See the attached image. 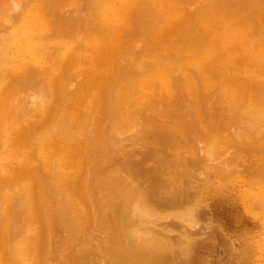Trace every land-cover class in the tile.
Instances as JSON below:
<instances>
[{"label":"bare ground","instance_id":"1","mask_svg":"<svg viewBox=\"0 0 264 264\" xmlns=\"http://www.w3.org/2000/svg\"><path fill=\"white\" fill-rule=\"evenodd\" d=\"M35 1H37V0H35ZM41 1H42V3L44 2V0H41ZM23 2L24 1L22 0V3ZM31 2H34V0L33 1L30 0V4H31ZM50 2H52V3H50ZM50 2L48 1L46 3V0H45V3L43 4V6L45 4H48V3H50V4L46 5L47 7L51 6V4L53 6V2H55V1H50ZM7 3H9V4H7ZM22 3L20 2V0H18V1L17 0L16 1L15 0H0V4L2 7L0 16L2 14V15H4L3 19L4 18L7 19V17L9 16L8 14H10L12 11H13L12 13H14V10H16V14H18V15L17 16H16V14H13V15H15V18H18L19 15H22V13L20 11L23 8H24V10L26 9L23 6L25 4H27V2H24L25 4H22ZM28 3H29V1H28ZM37 3H38V1H37ZM39 4H41L40 0H39ZM54 4L55 5L53 7H50V9L48 8L50 13H49L48 9H46V6H44L45 11L47 10V13H45V14L49 15V17H48L49 22H46V23H47V25H49L50 28H49V32L47 33V35L46 34L42 35L43 36L42 40H44V42H45V39H51V42L53 43L52 39H55V40L58 38L63 39L62 42L60 41L61 43H56L54 45L49 44V43L47 44L48 45L47 49L49 50L50 55L52 57H54L55 60L51 59L52 57L48 56V55H45V57H46V59H51L53 62H55L56 67H54L55 66L54 65L53 66L54 68L51 66V69L50 68L48 69V66L34 68V67H31L32 65H30L29 67L23 68V70L26 71V74L24 73L25 76L24 75L21 76L19 73H18L19 75L17 76L18 80L22 81V84L23 83L25 84V87H26V85H30L32 87V88L29 87V89L31 88V90H29V91L33 92L32 94H29L26 92V91H28V88H27L28 86L26 87V90H24V88H19V89H23L24 93L25 92L27 93L26 98L24 96V98H25L24 101L27 99L28 96L30 97V98L28 97L29 102L26 103L27 106L26 105L25 106L29 107L28 108V110L30 111L29 114L32 113L31 116H33V118H34L31 125H36L37 124L36 122H38L40 120L39 118H41L43 116L52 115V117L54 119H56V121H54L52 123V125L50 124L52 127V131L55 129L54 133L53 132L50 133L51 129L48 127L46 128V126H45L46 129H42L44 132L49 129L48 131L45 132L46 134H48L47 137L52 133L54 135H55V133L64 134L66 136L63 135V137H66V138H67V136L69 137L74 132H76V134H78L77 133L78 130L82 129L84 126H86V124H88V121L91 119L90 118L91 115H93L92 113H100L101 100H99V99L88 101L86 99H83V97H82V98L77 99L76 101L70 100L72 98V96L74 95V92H75L74 90H72V87L70 86L71 82L73 83L72 80H73L74 75L72 76V74H74L78 71H82L83 76L89 77V78L86 77L87 79H83L81 77L82 80L77 82L78 92H81V91L84 92V90H86L93 83V81H92L90 84L91 78L93 79L92 76L95 77L96 74H97L96 76H98V74L102 73L101 70L103 69V67H106V66L100 67L99 68V69H101L100 73L98 72L99 69H98V71L96 70V71L92 72L93 71L92 68L95 65H97V63H95L96 59H98L100 57H106V56L111 57L112 59L110 61H114L116 59H119L115 68L113 67L115 70H113L111 67V68L106 69V71H105V73L108 74V78H113V76H115V77L112 80V83H114V85L111 87V90L110 89L107 90L104 87L106 89L105 91L110 90V92L108 95H106L107 97H105L103 94L104 98L107 99V101H105V103L108 104V107L106 108V110L109 109L107 118H105L106 123L104 124L105 127L103 129V131L105 133L103 135L110 136V138H112L113 140L115 139L116 141L119 142V144L121 146L124 144V142H127L126 141L127 138H128V140H130V138L134 139V137H139V136L143 135L144 132L145 133L148 131L151 132L152 129H154L152 127L159 126V128H158L159 130L160 129L163 130L166 128L164 125H161L160 123L158 124L157 120L154 119V117L162 118L164 115L168 116V112H165V110L163 111L162 108H161V111L163 112V114H161V111L159 112V110L157 111V109L154 108L159 103H161V101H160L161 99L159 100L157 105L154 106L152 104L154 107H151L150 103H152V100H150V98H149V100L151 102L148 103V105L150 104V106H148L146 104L147 100L144 101L145 99L140 98L138 95V93H142L143 91H146V94L149 93V92L147 93V90H144V88H142V86H140V84H141V81L143 78H145L151 71H154L153 70L154 68L156 69L154 72L155 73L154 75H156L157 80L160 81L164 77V79H168V80L172 81L173 85H171V86L173 89V86H176V84H177V80L182 79V81H183L182 85H183V89H184V90L182 89L183 93L185 91L184 94H187L186 95L187 97H192V98L196 97V94L198 92V91L196 92L197 88L195 89L197 82H195V80L193 79L191 74L186 75L188 70L187 71L185 70L186 73L183 72V74L185 73V75L179 76L178 73L181 70V68H182V70H184L183 67H181V66L173 68L171 66H167V65L165 66L164 65L165 67H163V69H161V72L159 73L160 67L163 66L162 64H163L164 60L160 61V59H157L156 57H153V58H156V60L154 59L155 61L152 60L153 58L150 59L151 62L148 63L149 68H147L146 70H143L141 68V66L139 68L138 67L139 65L137 67H136V65L134 66L133 65L134 64L133 59H132V63H130L131 66H129V63H124V56L122 53H124L125 50L121 52L119 44L121 42L122 36L124 35V29L129 27L130 23L133 21L139 22V24L136 28L138 30L137 32L139 35H146L148 39H151L153 42L157 43L156 46L154 44H152L153 47L155 46L154 50H153V48H152V50L153 51L157 50V53H158V50L162 51V50L168 49L167 50L168 52L172 51L171 49L169 50V48H173L175 46L177 47L179 42L181 44V47H183V48L189 47L191 49H196V50H198V48L200 49V52H199L200 55L198 54V57L201 58V56H202V61L200 59V62L192 63L193 65L196 66L195 72H197L198 77L201 79H202V77L204 79V75L206 73L216 74V75H214V78L217 77L219 83L221 84V85L218 84L220 86V88L216 84V87H218V89H216V91L218 90L217 91L218 95L212 104H210L209 101L206 100L212 94H210L209 96H206V98H205V96L203 97L204 98L203 101H205L207 104L208 103L210 104V106H208L209 104L208 105L205 104V105H207L206 106L207 108L204 110L206 112L205 121L210 126L208 131H211V130L215 131L217 128H218L217 129V131H218V130L222 129V127L224 128L225 126L226 127L229 126L228 128L231 130L230 127H233L235 125H239V124H241V122L248 123V126H249V124L252 125L253 123L263 124V122H264V42H263L264 41V0H90L88 3H86V5L85 4L83 5V3H80V2L77 3L76 0H62V1H56V3H54ZM5 5H7L8 8H6ZM9 6H11V8H9ZM21 7H23V8H21ZM18 8H21V10H18ZM8 9H10V10H8ZM17 10L20 13H18ZM6 11L8 12V14L6 13ZM9 11H11V12H9ZM28 11H29V9H28ZM23 14H25V12H23ZM38 16H39V14H38ZM44 17H45V15H44ZM1 18L2 17H0V21H1ZM34 18H37V17H34ZM42 19H43V16H42ZM12 20L14 21L15 19H12ZM12 20H10V21L12 22ZM66 20L71 21L73 23V26H74V28H71L68 31V34H65V31L63 30V22ZM3 21H5V20H3ZM3 21H1L0 24L3 23L2 25L4 26V24H6V21H5V23ZM7 23H8V20H7ZM2 25H0V26H2ZM9 25L12 26L13 24H9ZM11 26L9 28H11ZM30 26H32V24ZM26 28L29 29V26H26ZM42 28H45L44 25ZM1 31H3V30L1 29ZM1 31H0V34H1ZM80 31H82V34H81L82 36L85 35L84 37L80 36L79 38H76L74 40H71V41L69 40V35L75 38ZM6 32L8 33V30ZM177 32H180L181 35L177 34ZM3 33L5 34V32H3ZM166 35L170 36V38L168 39L167 42L158 40L159 38L162 39V36L165 37ZM45 36H47V38L43 39ZM173 36H176V38H172ZM257 36L258 37L263 36L261 39V40H263L262 42H259V40H258L259 44L263 43L260 45V48L258 50L262 54V57L260 59L257 58L256 55L254 54V49H256L255 41H256ZM37 37L39 38L40 36H37ZM1 38H3V37H1ZM6 38H8V40H6V43L7 42L9 43L10 41H12L13 36L10 34V36L6 37ZM132 38H133V36H132ZM2 40L0 42H5L4 39H2ZM134 40L136 41V38ZM47 41H50V40H46V42ZM132 41H133V39H132ZM33 42H35V41H33ZM38 42H39V39H38ZM109 43L111 45L114 44V47L116 49L115 51L109 45ZM128 43H129V45L131 44L130 42H128ZM0 45H1V43H0ZM6 45H8V44H6ZM6 45H3V47H2V45L0 46V96H2V94L4 95V93H3L4 90L10 92V91L18 88V87H15V88L12 87L10 89L8 87V84H5L3 86V82L7 79V73L5 71L6 68L5 67L3 68V66H5V64H7V63L9 64V63L14 62V60H13L14 57L11 55V54H13V53H11V49H10L11 46H6ZM12 45H13V43H12ZM43 46L44 47H42V48L41 47L38 48L39 54H43L44 53L43 51L46 50V48H45L46 46L45 45H43ZM135 46L138 47L140 45L137 42L135 44ZM176 47H175V51H177ZM141 48L142 49H140L139 51L137 50L136 53L144 54L148 50V48H146L145 46L144 47L142 46ZM177 49H178V47H177ZM13 50H15V49H13ZM128 50H130V49H128ZM152 50L150 51V53H152ZM239 50H244L245 53H243L241 55V53H239ZM161 51H160L159 56L161 55ZM167 51H164V52L168 53ZM45 52H47V51H45ZM128 52H130V51H128ZM147 52H149V51H147ZM164 52H162L163 53L162 55H164ZM178 52L180 53L181 51L178 50L176 53H178ZM179 53H178V55H179ZM185 53H186V51H185ZM168 54L170 55V53H168ZM174 54H175V52H174ZM181 54H182V52H181ZM133 56L131 54V57H133ZM152 56L150 54V58ZM159 56H158V58H159ZM26 57H27V55H26ZM138 57L140 58V56H138ZM88 58L92 59L93 63H90V62L87 63L86 60ZM139 58H137V59H139ZM147 58H148V56H147ZM189 58L191 59L190 56H189ZM189 58H187V59H189ZM199 58H197V59H199ZM248 58H251V60L257 61V64L253 65L254 63L253 64L251 63L252 64L251 65L250 63L245 62L246 60H248ZM34 59H36V58L34 57ZM127 59H129V58H127ZM144 59L142 58V60L140 61V62L143 61L142 64H144ZM148 59H147V62H149ZM107 61H109V58ZM107 61H105V62L107 63ZM130 61H131V59H130ZM85 62L87 63L86 66L84 64ZM120 62H122V63L119 64ZM166 62H164V64ZM30 63H32V62H30ZM46 64H48V63H46ZM112 64H113V62H112ZM81 65H82V68L80 70H78V68H80ZM18 67H19L18 69H20L21 67H23V65H21V63H19ZM185 69H187V68H185ZM95 72H98V73H95ZM113 72L116 75H114ZM180 74H181V72H180ZM111 75H113V76L111 77ZM99 76H101V75H99ZM77 78H78V76L76 75L74 81ZM205 78H207V77H205ZM13 80H15V82H16V77H15V79L13 78ZM20 81H18L17 86H19ZM67 81H68V83H67ZM109 81H111V80H109ZM109 81H108V84L106 83L107 87H108V85L110 86ZM201 81L204 82V80H201ZM112 83H111V85H112ZM178 83H180V82H178ZM205 83H206V81H205ZM213 84H215V83H213ZM12 85H14V84H12ZM157 86H158V84H157ZM75 87H76V84H75ZM73 88H74V86H73ZM211 88H213V86ZM142 89H143V91H142ZM151 89H153V88H151ZM156 89L157 88H155V90ZM194 90H195V92H194ZM157 91L160 92V90H157ZM91 92H92V90H91ZM158 92H155V93H158ZM14 93H15V91H14ZM24 93H23V95H24ZM155 93H154V95H155ZM207 93H209V92H207ZM15 94L14 95L12 94V95H13V97L16 96V99H15V97L12 100L11 99L6 100L3 98V100L0 101V139H1L0 143L1 144H2V139L8 133V128H9L8 126H11L12 124H16L15 127H10L9 130L11 131L14 128H16V130H20L19 125L16 123L17 122L16 119L19 116L18 113L19 112L22 113L21 111L23 110V107H20L19 112H17L15 115V112L13 110L14 108H16L14 105L15 104L14 101L18 102L20 105L23 104L24 102L20 103L19 100L17 99L18 92H17V95H15ZM23 95H22V97H23ZM171 95L173 96V97L171 96L172 100L176 99V98H174L175 94H171ZM260 95L262 97H260ZM149 96H151V95H149ZM213 96H214V94H213ZM22 97L19 95V98H22ZM99 97H100V95H99ZM8 98H10V97H8ZM146 98H148V97H146ZM100 99H102V98H100ZM172 100H171L170 104L172 103ZM157 101L158 100H156V102ZM200 101H202V99ZM76 102H78V103L76 104ZM153 102L155 103V101H153ZM164 102H163V104H164ZM18 103H16V104L18 105ZM161 104H159V105H161ZM159 105H158V107H159ZM225 105H227V108L229 107L228 109H226V107H225V109L229 111V112L227 111L228 114H226V116H228L229 114L231 115V116L229 115L230 116V122L228 121L227 123H226L227 117L225 116V111H224L225 109H223ZM22 106H24V104ZM21 108H22V110H21ZM190 108H192V107H190ZM159 109H160V107H159ZM166 109H168V107ZM154 110H156L155 114L152 113V112H154ZM157 112H159L160 114H158ZM164 112H165V114H164ZM195 112L199 114L200 111H194V114L197 115ZM25 113L28 116L27 111ZM156 113L158 114L157 116H156ZM88 114L90 116H88ZM104 114H105V112H104ZM22 117H23V114H22L21 118ZM24 118H26V117L24 116ZM24 118H22V119H24ZM100 118H102V117H100ZM12 119H14V121L16 120V122L12 121V123H11ZM96 119L97 118H95V120ZM163 119H165V118H163ZM168 119H170V118H168ZM171 119H172V117H171ZM76 120L79 121V122H77L78 123L77 125H76V123H74ZM93 120H94V118H93ZM100 120L101 119H98L99 122H101ZM175 120H176V118H175ZM203 120H204V118L198 120L195 123H194V121H190L188 123V125L190 127H193V126H196V123H198V126H200V128H201V124H203ZM18 121H19V117H18ZM98 121H96V122H98ZM103 121L104 120H102V123H103ZM57 122H58V124H56ZM20 123H21V120H20ZM53 124H55L54 127H53ZM96 124H98V123H96ZM164 124H166V123H164ZM56 125H57V127H56ZM172 126L175 127V125H172ZM259 126L261 127V125H259ZM226 127L223 130L224 132L225 131L227 132ZM175 128H177V127H175ZM235 128H237V126ZM158 129H156V130H158ZM168 129H170V128H168ZM202 129H203V126H202ZM176 130H178V129H176ZM35 131H36V134L32 133V136H33V134L36 135L39 139L38 143L40 144L42 142V141H40V139L42 140V137L44 134L42 135L40 133H37L38 131L36 129H35ZM170 131H172V130H170ZM180 131H181V129H180ZM255 131H256V129H255ZM260 131H258V132H260ZM174 132H176V131H174ZM237 132L234 134H237ZM182 133H184L183 129H182ZM214 133H216V132H214ZM219 133H221V132H219ZM61 134L59 136L62 138ZM76 134H74V135H76ZM79 134H80V132H79ZM79 134H78V136H79ZM253 134H255V133H253ZM17 135H18V133H17ZM130 135H132V136H130ZM192 135H193V133H192ZM214 135H216V134H214ZM245 135L246 134H244V137H245ZM24 136L25 135H23V137ZM32 136H31V138H32ZM39 136H41V138H39ZM25 137H27V136H25ZM33 137H35V136H33ZM44 137H46V135H44ZM82 138H83V136H82ZM89 138H90V136H89ZM91 138H92V136H91ZM158 138H159V136H158ZM238 138H240V137H238ZM261 138H262V136H261ZM261 138H259L257 141H259ZM155 139H156V137H155ZM234 139L235 138H233L232 141ZM218 140H220V139H218ZM33 141H34V139H33ZM57 141L59 143L61 142L60 140H57ZM234 141H236V140H234ZM252 141L256 142V139L255 140L253 139ZM28 142L29 141H27L26 143H28ZM63 142H64V139H63ZM111 142H113V141H111ZM249 142L251 143V141H249ZM4 143L6 144V142H4ZM31 143H32V139H31ZM35 143H36V140H35ZM59 143L57 145L60 146ZM199 143L201 144V142H199ZM202 143H204V142H202ZM262 143H264V142H262ZM113 144H115V143H113ZM197 144H198V142H197ZM207 144L209 145V143H207ZM211 144L209 146H206V144H205V146L203 144H201L205 148V149L201 148V150H204L206 152L202 151L204 154L201 155V150L200 149L198 150V148H197V150L199 151L198 153H200V154H198L200 156L199 157L197 156V158L200 159L203 156V158L205 157L204 158L205 161L207 158V160L208 161L210 160V163L212 164L211 160L214 158L216 153L213 152V148H212L213 144L212 145ZM120 145H119V147L121 148ZM244 145H246V143ZM244 145H242V146H244ZM250 145L255 146V143L254 144L251 143ZM258 145H259V147H261L260 142ZM2 146H4V145H2ZM37 146L35 148H37ZM114 146H116V144ZM123 146L125 147V145H123ZM238 146L241 147L240 145H238ZM229 147H231V145ZM232 147H234V146L232 145ZM232 147H231V149L233 151H231V152H233V153L237 152ZM259 147L257 146V148L260 150L264 149L263 144H262L261 148H259ZM116 148L118 149V147H116ZM128 148H130V145ZM104 149H106V148H104ZM231 149L229 148V150H231ZM113 151L115 152V150H113ZM172 151L173 150L171 148V152ZM175 151H173L174 153L172 152V154H175ZM240 151L237 153H240ZM114 152H112V153H114ZM118 152H120V151H118ZM243 152H244V150H243ZM108 153H110V152H108ZM205 153H206V155H205ZM233 153H231V155ZM263 153L264 152H262V154ZM119 154H121V153H119ZM133 154H134V152H133ZM172 154H171V156H172ZM184 154H185V151H184ZM229 154H230V152H229ZM37 155L40 158L39 153ZM223 155L225 156V154H223ZM231 155H229V156H231ZM237 155L235 154V156H237ZM84 156H86V155H84ZM114 156H115V154H114ZM224 156H222V157L218 156V158L219 157L221 158L219 160H222V162L220 161L221 164L225 160V158H223ZM259 156H258V160H259ZM80 157H81V155H80ZM177 157H178V155H177ZM233 157H231V158L234 160ZM262 157H264V156H262ZM86 158H88V156ZM113 158H115V157H113ZM231 158L230 159L228 158V160L230 162L232 161L231 163L229 162L230 167L232 165L234 166V163H236L235 161L233 162V160H231ZM238 158H237V161H238ZM161 159H163V158H161ZM183 159H184V157H183ZM204 159H203V161H204ZM240 159H241V157H240ZM261 160H262V158H261ZM261 160L258 161V162H261V164L258 165L259 167H257L256 169H253V170H255L256 174H259V176H257V177L262 176L264 178V164L262 165L263 161H261ZM31 161H32V159H31ZM115 161H117V159ZM162 161H160V162H162ZM43 162L46 163L45 160ZM213 162H215V161H213ZM239 162H240V160H239ZM219 163H217V164H219ZM229 163H227V165H224V166H227L226 168H228ZM253 163L255 165V162H253ZM256 163H257V161H256ZM39 164H41L40 160H39ZM39 164H38V167L40 166ZM47 164H48V162H47ZM107 164H108V162H107ZM207 164H208V162H207ZM221 164H219V168L217 169V170H219L218 171L219 174L229 173V170H227L228 172L225 171L226 169H224V167H223V169H220ZM223 164H226V162L224 161ZM117 165H118V162H117ZM216 165L214 167H216ZM260 165H262V166H260ZM203 166L204 165H202V167ZM241 166H243V165H241ZM41 167H43V166L41 165ZM178 167H179V165H178ZM217 167H218V165H217ZM234 167L236 168L237 165ZM83 168H84V166H83ZM93 168H94V165L89 166V168H87L86 172L85 173L83 172L84 175L82 174V176L84 178V184H85V186H82V188L84 187V189L86 190V188L88 187V190H86L85 192L83 191L82 192L83 194L80 196V198L83 200V202L85 204V208H86L84 211L86 213L84 215L85 216L87 215V218L89 219V221L93 222V224L95 223L94 224L95 227H96V224L106 223L108 225V228H106V229H110L109 231H111V233H112L111 238H113V236H114L113 234L116 233L115 236H116L118 242H120L117 245L122 243L123 246L125 245L124 246L125 249H127L126 247H130L131 251H133L134 253L146 254V253L152 251V252H154V254H156V257H159V254L160 255L173 254L177 247L180 248L179 249L180 251L184 250V252H186L187 254L191 252L192 246L194 244V242H192L193 241L192 234H193V232H196L195 228L197 227L198 221H199L197 218V213H198L199 209L201 208L199 205L193 206L190 204L182 203V205L178 204V206L172 207L170 209L169 208L166 209L167 206H165L164 210H162L163 208L158 209V208H156V206H153L151 204V202L149 201V200H153V199L148 200L146 194L143 193L141 190H139V188L135 184L129 185L128 182H130V181L125 182L124 180L121 179L123 177L122 176L120 177V175L116 174L115 172H114V174L119 175V176H116V175H112V176L99 175L96 173V171L93 170ZM238 168H240V167L238 166ZM243 168H244V170H246L245 167H243ZM137 169L135 170V172L138 171ZM164 169H165V167H164ZM200 169H202V168H200ZM23 170L24 169H22L21 172H23ZM40 170L42 171L41 168H40ZM188 170L190 171V169H188ZM217 170H216V172H217ZM58 171H59V169H58ZM238 171H239V169H238ZM1 172L4 173V169H3L2 165L0 164V174H1ZM36 172H38V171H36ZM235 172L237 173V169H235ZM239 172H241V169ZM39 173H38V175H39ZM53 173H55V172H53ZM53 173L51 175L49 174V176L42 173V175L38 178V180L36 179L37 181H36V183H34L35 186L32 185V186H29L28 188H26V185H22L23 180L22 181L20 180V182L18 181L21 184L17 188L15 187L16 191L25 186L23 188V192L22 193L20 192V194H16V191L9 193L13 189L8 188L9 184H8V186H6V184L4 183L5 187H7V190H5V191L7 192L8 189H11V190L8 191L7 195H6V192H4L5 194H3V195H2L3 192H0V195H2V196H0V210H1L0 211V264H11L12 261L15 264H30L31 263L29 260H26L23 262L20 261V259H27L29 252L27 249H20V246H18L17 243L16 244L14 243L15 244L14 245L13 241L15 240L16 236L19 235L18 234L19 231L22 232V230L23 231H24V229L26 230L25 227L27 225L28 226H30V225L34 226V224H35L34 235L36 237V243H37L36 250L38 251V253L34 256L33 259L36 261V263L37 264H64L66 262L70 263L72 257L75 254V249L73 248V250H72L73 243L76 241V237L79 239L78 235L82 234L85 231V227L82 225L84 222L86 223L87 220L86 219L84 220L82 215L79 214V211H77L74 207H71V206L69 207V205L72 203L74 198L72 199L70 195H69V197L68 196L64 197V191H65L64 189H67V188L64 187V185H61V183H63V181H61V180H63L64 177H66V172L63 170L60 177L53 175ZM232 173H233V170H232ZM200 174H203V173L201 172ZM75 175H77V174H75ZM211 175H214V174H211ZM144 176H145V174H144ZM247 179H248V177H247ZM169 180H171V179H169ZM126 181H127V179H126ZM132 181H134V180L132 179L131 183H132ZM3 182H4V180H3ZM11 182H13V179ZM11 182H9V183H11ZM135 182H137V181H135ZM257 182H260V181H257ZM14 183H15V181H14ZM263 183H264V181H263ZM4 185H2L1 187L3 188ZM15 185L17 186L18 184H15ZM15 185H13V183H12V185H10V187H12V186L14 187ZM257 185H258V183H257ZM79 186H81V185L79 184ZM1 187H0V189L2 191H4L5 187L3 189ZM77 187H78V185H77ZM170 187H172V186H170ZM263 187H264V185H263ZM91 189L96 191V193L98 194L96 199H94L95 198L94 196L88 195L87 192ZM77 191H78V189H77ZM76 193H78V192H76ZM51 195H53V196H51ZM50 197H51V199H50L51 201H48V198H50ZM149 197H151V196H149ZM162 204H161V206H162ZM15 212H16V215H15ZM15 216H16V219L14 218ZM15 223H16V230H13L14 229L13 226ZM19 223H21L22 225H21V230L18 231L17 225ZM203 223H205V222H203ZM101 226H102V224L100 225V227ZM97 227H99V226H97ZM104 227H106V225H104ZM175 227H179L181 231L177 230ZM91 228H92V226H91ZM103 231H104V229H103ZM176 232H178L180 234L179 238L174 235ZM21 235L22 234H20V236ZM105 235L107 236L108 233L107 234L105 233ZM86 238H88V237H86ZM89 238H90V236H89ZM59 239L61 240V243H60L61 245H59V243H57ZM106 239H107V237H106ZM86 240L87 239H85V241ZM97 241L98 240H96L94 242H97ZM85 243H87V242H85ZM106 244H107V242H106ZM82 245H83V241H82ZM112 245H114L113 242H112ZM14 247H16V249H14ZM115 247H117V246L115 245ZM119 248L121 249V247H119ZM19 249H20V251H19ZM60 249H61V252H60ZM98 249H100V248H98ZM66 250H70V253L67 254ZM117 250H118V248H117ZM5 252H6L7 256L9 257L8 259H7ZM184 255L182 257L185 258L187 255H185V256ZM180 257H181V255H180ZM186 258H188V257H186ZM100 260H101V258H100ZM154 260H155V258H154ZM178 261H179V259H178ZM91 262H93V260ZM101 262H103V258H102ZM129 262H128V264H129ZM134 262L135 261H133V263ZM137 262H139V261H137ZM93 263H96V262L94 261ZM71 264H73V263H71ZM99 264H101V263H99ZM159 264H160V262H159Z\"/></svg>","mask_w":264,"mask_h":264},{"label":"rangeland","instance_id":"2","mask_svg":"<svg viewBox=\"0 0 264 264\" xmlns=\"http://www.w3.org/2000/svg\"><path fill=\"white\" fill-rule=\"evenodd\" d=\"M23 1L27 2V4H25L24 2L22 3V0H20V2L22 4H25L23 7H25L26 9L24 10L23 7H21V8H23L22 10H21V8H18V10H21L20 12L22 13V15H19L18 18H15V15H13V14H16V10H14V13H12L13 11L12 12L9 11V12H11L10 14H8V12L6 11V13L10 16V17L8 16L7 19L6 18L3 19L4 15H2V14L0 16V17H2L1 21H3V20L6 21V24H4L5 27L2 25L3 23L0 24V25H2V26H0V31H1V29L3 30V31H1V34H0L1 35L0 41L2 39H4V41H5V42H0V43H1L2 47H3V45H6V44H8L6 46H11L10 47L11 53H13L11 55L14 57V58L12 57L14 60L13 63H9V64L7 63V64H5V66H3V68L4 67L6 68L5 71L7 73V79L3 82V86L5 84H8V87L10 89L12 87L13 88L18 87V88L14 89L10 92L4 90V92H3L4 95L2 94V96H0V101H2L3 98L6 100H8V99L12 100L15 97V99H16V96L13 97V95L15 93H16L15 95H17V92H18L17 99L19 100L20 103L24 102L23 103L24 106H22L23 104L20 105L16 101H14L15 104L13 103L16 107L13 109L15 112V115L17 112H19L20 107H23V110L21 108L22 113H20V112L18 113L19 114V116H18L19 121H18V117L16 119L17 122H16V120L14 121V119L11 120V123L13 121L19 125L20 130H16V128L12 129L11 131L9 130L10 127H15L16 124H12L11 126H8L9 127L8 133L2 139V144L0 143V164L2 165V167L4 169V173L1 172V174H0V178H1L0 179V185L1 184L4 185V183H5L6 186H8V184H9L8 188L13 189L12 191L9 192V193H11V192H15L16 191L15 189L21 184V183H19L20 180L21 181L23 180L22 185H26V188H28L29 186H32V185L35 186L34 183H36V181L42 175V173L49 176V174L51 175L53 172H55V173H53V175L60 177L63 170L66 172V177H64V179L61 180V181H63V183H61V185H64V187L67 188V189H64L65 190L64 191V197L65 196L69 197V195H70L72 199L74 198V200L69 205V207L70 206L74 207L77 211H79V214L82 215L83 219L84 220L86 219L87 221H86V223L84 222L82 225L85 227V231L82 233L84 236L82 234H80L81 236L78 235L79 239L76 237V241L73 243L72 250H73V248L75 249V254L71 259L72 262L70 261V263L66 262L64 264H67V263L68 264H71V263H73V264H99V263H101V264L102 263L103 264H128L129 261H130L129 264H144V263L145 264H159V262H160V264H201V263L202 264H264V193H263L264 192V187H263L264 178L262 176H260L261 178L257 177V176H259V174H256L255 170H253V169H256L257 167H259L258 165L261 164V162H258V161H260L261 158H262L261 161L264 162V160H263L264 157H262V156H264V153L262 154V152H264L263 151L264 149L260 150L257 148V146L259 147V145H258L259 142L261 143V147H262V144L264 145V143H262V142H264L263 141L264 140V122L262 121L263 124H261V123H253L252 125L249 124V126H248V123L241 122V124H239V125H235L233 127H230L231 130L228 128L229 126L228 127L225 126L227 128L228 133L226 131H225L226 133L223 131L225 127L224 128L222 127V129H220L218 131H217L218 128L215 131L214 130L208 131L210 126L205 121L206 112L204 110L207 108L206 106L209 103L212 104L215 101V99L218 95V92H217L218 90L216 91V89H218V87L220 88V86L218 85L220 83H219L218 78L216 76H215L216 78H214V75H216V74L206 73L204 75V79H203V77L201 79L198 77L197 72H195L196 66L193 65L192 63H198V62H200V59L202 61V56H201V58L198 57L200 49L198 48V50H196V49H191L189 47L183 48V47H181V44L179 42L177 45L178 49L176 46L175 47H176V50L181 51L182 54H181V52L180 53L178 52L179 53V55H178V53H176L177 51H175V47H173L174 49L169 48V50L170 49L172 51L174 50L173 52L172 51L168 52L167 51L168 49H167V50H162V51L158 50V53H157V50L153 51L154 47L156 46L157 43L153 42L151 39H148L146 35H139L138 34V32H137L138 30L136 29L138 24H139L138 21L131 22L129 27L124 29V35L125 36L122 34L123 36H122L121 42L119 44L121 52L124 50H125L124 53L126 52L125 54L122 53L124 56V63H129V66H131L130 63H132V59H133V62H134L133 65L134 66L136 65V67H137L139 65L138 66L139 68L141 66V68L143 70H146L147 68H149L148 63L151 62L150 59H152L153 57H156L157 59H160V61L164 60L163 64H162L163 66L160 67L159 73L161 72V69H163V67H165L166 65L171 66L173 68L181 66V67H183L184 70H182V68H181L178 75L179 76L185 75L186 71L188 70L186 75L191 74V76L193 77L195 82H197V85L195 87V89L197 88L196 92L198 91L196 94L197 98L194 97L195 98L194 99L192 97H187L186 96L187 94H184L185 91L183 93V91H182V89H183L182 79L177 80V84H176V86H173V89L171 86V85H173L172 81H170L168 79H164V77L160 81L157 80L156 75H154L155 74L154 72L156 70L154 68L153 69L154 71H151L152 73L150 72L152 75L149 73L145 78L142 79L141 84H140V86H142V88H144V90H147V93L149 92L148 94L151 96L146 94V91H143V89H142L143 92L138 93V95L140 98H142V99L144 98L145 99L144 101L147 100L146 101L147 105H148V103L151 102L150 100H152V103H150L151 107H154L155 105H157L159 100L161 99L160 101L162 104L161 103H159L161 105L158 104L160 109H159L158 105L155 106L154 108H156L157 111L159 110V112L161 111V108H162L163 111L165 110V112H168V116H165V115L163 117L161 116L162 118L154 117V119L157 120L158 124L160 123L161 125H164L166 128L163 130L162 129L159 130L158 129L159 126H155V127H152L154 129H152L151 132H149V131L146 133L144 132L143 135H141L139 137H134V139L130 138V140H128V138H127V140H126L127 142H124V144H123V145H125V147H126L125 148L123 145L121 146L118 141L110 138V136L103 135L105 133L103 131V129L105 127L104 124L106 123L105 118H107L108 110H109V109L106 110V108L108 107V104L105 103V101H107V99L104 98V96L107 97L106 95L109 94L111 87L114 85V83H112V80L115 77V76L111 75V77L113 76V78H108V74L105 73V71H106V69L111 68V67L113 70H115L114 68L117 65L119 59H116L114 61H110L112 59L111 57H107V56L106 57H100V58L96 59L95 63H97V65H95L92 68V70H93L92 72H94L96 70L98 71V69L100 67H103V66H106V67H103L102 70L99 69L98 72L100 73V70H101L102 73L98 74V76L99 75H101V76L98 77V76H96L97 75L96 74L95 77L92 76L93 79L90 77L91 78L90 84L93 81V83L91 84L92 86L90 85L86 90H84V92L83 91L78 92L77 82L82 80V78L83 79L89 78L87 76H83L82 71H78V72L72 74V76L74 75L75 77L77 75L78 78L74 81L75 77L73 76L72 81L74 84L71 82V85H70L72 87V90L75 91L74 95L70 99L71 101H76L77 99L82 98V97H83V99H86L88 101L99 99V100H101L100 113H92L93 115H91V117H90L91 119L88 121V124H86V126L83 127L84 129L82 128L83 130L82 129L78 130L77 133L79 134V132H80L79 136H78V134H76V132H74L70 135L72 138L70 136H69L70 138L68 136H67V138L63 137L64 134H61V133H58V134L55 133V135H54L53 133H54L55 129L52 131L51 125L54 121H56V119H54L52 117V115L43 116V117L39 118L40 120L38 122H36L37 123L36 125H31L34 118H33V116H31L32 113L29 114L30 113V111L28 110L29 107H26L27 106L26 103L29 102V100H28L29 96L27 97V99L25 101H24V99L26 98L27 93H29V94L33 93L32 91L31 92L29 91V90H31L32 87L30 85H26V87L28 86L27 87L28 91H26L27 93L26 92L24 93V90H26L25 84L24 83L22 84V81L18 80L17 76L19 74L21 76L22 75L25 76L26 71H24L23 68L29 67L30 65H32L31 67H34V68L48 66V69L49 68L51 69V66L53 67L54 65H55L54 67H56L55 62H53L51 60V59H53V60H55V59H54V57H52L50 55V52L47 49L48 48L47 44L49 43V44L54 45L56 43H61L63 41V39H60V38H58L56 40L52 39L53 40V43H52L51 39H45V38H47V36H45L43 38V39H45V42H46V40H50V41H47L45 43L44 40H42V37H43L42 35H45V34L47 35V33L49 32V28H50L49 25H47V23H46V22H49V18H48L49 15L45 14V13H47V10L45 11L44 6L52 3L50 1H55V2H53V6H54L55 5L54 3H56V1H62V0H48L50 3L45 4L44 6H43V4L45 3V0L43 3L40 0L41 4H39V0H37L38 3H37V1L34 0V2H31L32 5L30 4V0H23ZM28 1H29V3H28ZM31 1H33V0H31ZM48 1L46 0V3ZM76 1H77V3L80 2V3H83V5L84 4L86 5V3H88L90 0H79V1L76 0ZM7 4H9V3H7ZM53 6H52V4L49 7L46 6V9H48V8L50 9V7H53ZM5 7L8 8L7 5H5ZM9 8H11V6H9ZM1 9H2V7L0 4V13H1ZM28 9H29V11H28ZM49 9H48V11H49ZM8 10H10V9H8ZM20 12L18 11V13H20ZM23 12H25V14H23ZM49 13H50V11H49ZM38 14H39V16H38ZM17 15L18 14H16V16ZM44 15H45V17H44ZM42 16H43V19H42ZM34 17H37V18H34ZM8 18L10 20H12V19H15V20L14 21L12 20V22H11ZM7 20H8V23H7ZM5 21H3V22L5 23ZM9 24H13L14 26L13 25L11 26ZM31 24H32V26H30ZM43 25L45 28H42ZM10 26H11V28H9ZM26 26H29V29H27ZM71 28H74L73 23L71 21L66 20L63 22V30L65 31V34H68V31ZM7 30H8V33L6 32ZM3 32H5V34ZM9 33L13 36V38H12V41H10L9 43L8 42L6 43V40H8V38H6V37L10 36ZM81 34H82V31H80L75 38L69 35V40L71 41V40H74L76 38H79L80 36L81 37L85 36V35L82 36ZM177 34L181 35L180 32H177ZM169 35H166L165 37L162 36V39L159 38L158 40L167 42L168 39L170 38ZM37 36H40V37L38 38ZM132 36H133V38H132ZM1 37H3V38H1ZM262 37L263 36H259V37L257 36L256 41H255L256 49H254V54L259 59L262 57V54L258 51L260 48V45L263 44V43L259 44V42L263 41V40H261ZM135 38H136V41L134 40ZM172 38H176V36H173ZM38 39H39V42H38ZM132 39H133V41H132ZM258 40H259V42H258ZM33 41H35V42H33ZM128 42L131 43L130 44L131 46L129 45ZM137 42L140 45L138 47L135 46V44ZM12 43H13V45H12ZM42 44L46 46L45 51H47V52L43 51L44 52L43 54H39L38 48L44 47ZM152 44H154L155 46L153 47ZM109 45L113 48L114 51L116 50L114 47V44L111 45L109 43ZM142 46L143 47L145 46L146 48H148L147 51H149V52L146 51L144 54L136 53L137 50L139 51L140 49H142L141 48ZM152 48H153V50H152ZM13 49H15V50H13ZM128 49H130V50H128ZM151 50H152V53H150ZM128 51H130V52H128ZM160 51H161V55L159 56ZM164 51H167L168 53H170L171 56ZM185 51H186V53H185ZM162 52H164V55H162L163 54ZM174 52H175V54H174ZM239 53H241V55H242L245 52H244V50H239ZM131 54H132V56L133 55L134 56L131 57ZM150 54H151V56L153 55L151 58H150ZM26 55H27V57H26ZM45 55L51 56L52 58L50 57L51 59H46ZM157 55L159 56V58ZM138 56H140V58ZM147 56L149 59L147 58ZM189 56L191 57V59L189 58ZM34 57L36 59H34ZM126 57L129 59H127ZM145 57L149 60V62H147V59ZM108 58H109V61H107ZM137 58H139V59H137ZM142 58L143 59L145 58L144 64H142L143 61L140 62L142 60ZM156 58H153L152 60L155 61ZM187 58H189V59H187ZM197 58H199V59H197ZM130 59H131V61H130ZM103 61L104 62L107 61L108 64L106 62L104 63ZM30 62H32V63H30ZM86 62L87 63L88 62L93 63L92 59H89V58L86 60ZM86 62L84 63L85 66L87 64ZM112 62H113V64H112ZM164 62H166V63L164 64ZM245 62H248L250 64L254 63L253 65L257 64V61L251 60V58H248V60H246ZM19 63H21V65H23V67H21L20 69H18ZM46 63H48V64H46ZM121 63L122 62H120L119 64H121ZM81 68H82V65L80 66V68H78V70H80ZM185 68H187V69H185ZM98 72H95V73H98ZM180 72H181V74H180ZM183 72H185V73L183 74ZM114 75H116V74L114 73ZM15 77H16V82H15V80H13V78L15 79ZM205 77H207V78H205ZM109 80H111V81H109ZM201 80H204V82H202ZM18 81H20V83L22 85L19 83V86H17ZM108 81L110 83V86L108 85V87H107L106 85L108 84ZM205 81H206V83H205ZM178 82H180V83H178ZM67 83H68V81H67ZM111 83H112V85H111ZM213 83H215V84H213ZM12 84H14V85H12ZM75 84H76V87H75ZM157 84H158V86H157ZM216 84L218 87H216ZM211 85L213 86V88H211L212 87ZM73 86L75 89L73 88ZM29 87H31V88L29 89ZM104 87L107 90L108 89H110V90L105 91L106 89ZM150 87L153 89H151ZM19 88H24V90L19 89ZM155 88H157V89L155 90ZM91 90H92V92H91ZM157 90H160L161 93L158 92ZM14 91H15V93H14ZM206 91L209 93H207ZM155 92H158V93H155ZM194 92H195V90H194ZM23 93H24V95H23ZM154 93H155V95H154ZM103 94H104V96H103ZM171 94H175L174 98H176V99L172 100L173 96ZM210 94H212V95H210ZM213 94H214V96H213ZM19 95L21 97L23 95V97L19 98ZM99 95H100V97H99ZM24 96H25V98H24ZM204 96H205V98H206V96H209L206 99L209 101L208 104L205 101H203ZM8 97H10V98H8ZM146 97H148V98H146ZM260 97H262V96L260 95ZM100 98H102V99H100ZM149 98H150V100H149ZM201 99H202V101H200ZM156 100H158V101L156 102ZM171 100H172V103L170 104ZM153 101H155V103ZM163 102H164V104H163ZM16 103H18V105ZM77 103L78 102H76V104ZM150 104L148 106H150ZM205 104H207V105H205ZM210 104L208 106H210ZM167 107H168V109H166ZM190 107H192V108H190ZM225 107H226V109L229 108V107L227 108V105H225L223 109H225ZM226 109L224 110L225 116L229 112ZM26 111L28 113V116L25 113ZM155 111L156 110H154V112H152V113L155 114ZM194 111H200V112H199V114L195 112L197 114V115H195ZM104 112H105V114H104ZM159 112H157V113L160 114ZM165 112H164V114H165ZM157 113H156V116L158 115ZM22 114H23L22 118H24V116L26 118L22 119L21 118ZM161 114H163L162 111H161ZM229 115L226 116L227 117L226 123L228 121L230 122V116L231 115L230 116ZM88 116H90V115L88 114ZM100 117H102V118H100ZM171 117H172V119H171ZM93 118H94V120H93ZM95 118H97V119L95 120ZM163 118H165V119H163ZM168 118H170V119H168ZM175 118H176V120H175ZM202 118H204V120H203V124H201V128H200V126H198V123H196V126H193V127H190L188 125V123L190 121H194V123H195ZM98 119H101L100 120L101 122H99ZM20 120H21V123H20ZM102 120H104L105 122L103 121V123H102ZM96 121H98V122H96ZM77 122H79V121L76 120L74 123H76V125H77L78 124ZM167 122L170 125L171 124L175 125V127H177V128H175L172 125L170 126ZM96 123H98L99 125ZM164 123H166L167 125ZM56 124H58V122ZM259 125H261V127ZM45 126H46V128L48 127L51 129L50 133L53 132L52 133L53 135L50 134L47 137L48 134H46L45 132L48 131L49 129L46 130L45 132L42 130V129H46ZM54 126H55V124H53V127ZM202 126H203V129H202ZM236 126H237V128H235ZM56 127H57V125H56ZM168 128H170V129H168ZM254 128L256 129V131ZM35 129L38 131L37 133H40L42 135L43 134L46 135V137H44V135H43L42 140L40 139V141H42L40 144L38 143L39 142L38 137L36 135H34V134H36ZM156 129H158V130H156ZM176 129H178V130H176ZM180 129H181V131H180ZM182 129H183L184 133H182ZM170 130H172V131H170ZM174 131H176V132H174ZM258 131H260V132H258ZM214 132H216V133H214ZM219 132H221L223 135ZM236 132H237V134H234ZM17 133H18V135H17ZM32 133H34L33 136H35V137L32 136ZM192 133H193V135H192ZM253 133H255V134H253ZM60 134L62 135L64 142H63V139L59 136ZM74 134H76L77 136ZM214 134H216V135H214ZM244 134H246L245 137H244ZM23 135H25L27 137H25V136L23 137ZM31 136H32V138H31ZM64 136H66V135H64ZM82 136H83V138H82ZM89 136H90V138H89ZM91 136H92V138H91ZM130 136H132V135H130ZM158 136L160 139L158 138ZM261 136H262V138H261ZM155 137H156V139H155ZM238 137H240V138H238ZM30 138L32 139V143H31ZM39 138H41V136H39ZM233 138H235L234 140H236L237 142L234 140L232 141ZM259 138H261L262 140L260 139L259 141H257ZM33 139H34V141H33ZM218 139H220V140H218ZM253 139L254 140L256 139V142L252 141ZM35 140H36V143H35ZM57 140H60L62 143L61 142L59 143ZM27 141H29V142L26 143ZM111 141H113V142H111ZM249 141H251V143H253V144L255 143V146L250 145L251 143ZM0 142H1V139H0ZM4 142H6L7 145ZM57 142L60 144L61 147L59 145H57L58 144ZM197 142L199 145L197 144ZM199 142H201V144H203L204 146H205V144H206V146H209L211 143L213 144V145L211 144L212 148H213V152L216 153L214 158L211 160L213 165L210 163V160L209 161L207 160V158L205 161V159H204L205 157L203 158V156H202V158L204 159V161L202 158H200V159L197 158V156L198 157L200 156V155H198V154H200V153H198L199 152L198 150L199 149L201 150V148L205 149L203 147V145H201ZM202 142H204V143H202ZM113 143H115L116 146H114L115 144H113ZM207 143H209V145ZM245 143H246V145H244ZM36 144L37 145L39 144V145L37 146ZM118 144L121 146V148L119 147ZM237 144L240 145L241 147H239ZM2 145H4V146H2ZM129 145H130V148H128ZM230 145H231V147L233 145L235 148L234 147H232V148L234 150H236L237 152H239L241 150L240 153H237L235 151H234L235 153L231 152L233 150L231 149V147H229ZM242 145H244V146H242ZM36 146H37V148H35ZM116 147H118V149ZM261 147H259V148H261ZM104 148H106V149H104ZM171 148L173 151L176 150L175 154H172L173 151L171 152ZM197 148H198V150H197ZM229 148L231 150H229ZM112 149L115 150V152ZM243 150H244V152H243ZM107 151L110 152L111 154L108 153ZM111 151L114 153H112ZM118 151H120V152H118ZM132 151L134 152V154ZM184 151H185V154H184ZM202 151L206 152L204 150H201V155L204 154ZM229 152H230V154H229ZM38 153L40 155V158L37 155ZM119 153H121V154H119ZM231 153H233V154L231 155ZM114 154H115V156H114ZM171 154H172V156H171ZM223 154H225V156L227 158ZM235 154L236 155L238 154V155L235 156ZM80 155H81V157H80ZM84 155H86V156H84ZM177 155H178V157H177ZM205 155H206V153H205ZM217 155L221 156V157L224 156L223 158H225L224 161L226 162V164H223L224 161L221 164L222 160H219L221 158L220 157L218 158ZM229 155H231V156H229ZM87 156H88V158H86ZM239 156L241 157V159ZM258 156H259V160H258ZM113 157H115L117 159V161H115L116 159ZM183 157H184V159H183ZM231 157H233L234 160ZM161 158H163V159H161ZM228 158L229 159L231 158V160H233V162L234 161L236 162V163H234V166L237 165L236 168L232 164H231L232 166L230 167V163L232 161L230 162L228 160ZM237 158H238V161H237ZM31 159H32V161H31ZM38 159L40 160L41 164H39ZM44 160L46 161V163L43 162ZM159 160L160 161L163 160V161L160 162ZM239 160L241 163L239 162ZM213 161H215L216 163ZM256 161H257V163H256ZM47 162H48V164H47ZM107 162H108V164H107ZM117 162H118V165H117ZM207 162H208V164H207ZM253 162H255V165ZM263 162H262V165L264 164ZM217 163L221 164L220 169H223V167H224V169H226L225 171L229 170V173L219 174V172H218L219 170H217L219 168V164H217ZM227 163H229V166H228V168L230 167L229 169L226 168L227 166H224V165H227ZM38 164L40 165L39 167L42 169L43 172L38 167ZM216 164L218 165V167ZM41 165L43 167H41ZM93 165H94L93 170L96 171V173L99 175L112 176V175L119 174L120 177L121 176L123 177L121 179L124 180L125 182L130 181V182H128L129 185L135 184L139 188V190H141L143 193L146 194L148 200L153 199V200H149V201L151 202V204L153 206H156V208H158V209L163 208L162 210H164L165 206H167L166 209H168V208L170 209L172 207L178 206V204L182 205V203L190 204L193 206L199 205L201 207L197 213V218L199 221H198L197 227L195 228L196 232H193V234H192V238H193L192 242H194V244H193L192 250L190 252L191 254L190 253L187 254L186 252H184V250L180 251L179 250L180 248L177 246H176L177 248L175 249V252L173 254H170V255H167V254L160 255L159 254V257H156V254H154V252H152V251H150L146 254L134 253L133 251H131L130 247H126L127 249H125V247H124L125 245L123 246L122 243L119 244L120 246L117 245L120 242H118V240L115 236L116 233L113 234L114 239L111 238L112 233H111V231H109L110 229H106V228H108V225L106 223H99L100 225L102 224L101 227L99 224H96V227H95L94 226L95 223L93 224V222L89 221V219L87 218V215L86 216L84 215L86 213V212H84L86 208H85V204H84L83 200L80 198V196L83 194L82 192L83 191L85 192L86 190H88V187L86 188V190L84 189V187L82 188V186H85L84 178H83L82 174L84 175L87 168H89V166H93ZM162 165L165 167V169ZM178 165H179V167H178ZM202 165H204L205 167L204 166L202 167ZM215 165L217 168L214 167ZM241 165H243V166H241ZM262 165H260V166H262ZM83 166H84V168H83ZM238 166L240 168H238ZM233 167L235 169H237V173L235 172V169ZM243 167H245L246 170H244ZM57 168L59 169L60 172L58 171ZM113 168L114 169L116 168V169L114 170ZM200 168H202V169H200ZM22 169H24L23 172H21ZM136 169L138 170L137 172H135ZM188 169H190L191 172ZM238 169H239V171L241 169V172H239ZM216 170H217V172H216ZM232 170H233V173H232ZM36 171H38V172H36ZM114 172L116 174H114ZM201 172L203 174H200ZM38 173H39V175H38ZM75 174H77V175H75ZM144 174H145V176H144ZM211 174H214V175L216 174L217 176L215 175L216 176L215 177L214 175H211ZM119 175H116V176H119ZM247 177H248V179H247ZM12 179H13V182H11ZM126 179H127V181H126ZM132 179L134 181H132V183H131ZM169 179H171V180H169ZM3 180H4V182H3ZM14 181H15V183H14ZM135 181H137V182H135ZM257 181H260V182H257ZM9 182H11V183H9ZM12 183H13V185H15V184H18V185L17 186L15 185L14 187L13 186L10 187V185H12ZM257 183H258V185H257ZM79 184L81 186H79ZM77 185H78V187H77ZM170 186H172V187H170ZM4 187H5V185L3 186V188ZM23 188L18 189L16 191V194H20V192L22 193ZM11 189H8V191ZM77 189H78V191H77ZM5 190H7V187H5L4 191H2L0 189V192H3L2 195L5 194L4 193V192H6ZM8 191L6 192V195L8 194ZM76 192H78V193H76ZM87 193H88V195L94 196L95 197L94 199H96V197L98 196L96 191H94L92 189L89 190ZM2 195H0V196H2ZM148 195L151 197H149ZM51 196H53V195H51ZM50 199H51V197L48 198V201H51ZM160 203L161 204L163 203L162 206ZM15 215H16V212H15ZM14 218L16 219V216ZM203 222H205V223H203ZM21 225H22L21 223H19L17 225L18 231L21 230ZM104 225H106V227H104ZM91 226H92V228H91ZM97 226H99V227H97ZM13 228H14L13 230H16V223L14 224ZM25 228H26V230L25 229H24V231L22 230L23 233L21 231L18 232L19 235H17L18 237L16 236L15 240L13 241V244L17 243V245L20 246V249H27L29 252L27 259H20L21 262L29 260L31 262L30 264H37L36 261L33 259L34 256L38 253V251L36 250V248H37L36 247L37 246L36 237L34 235L35 224H34V226H32V225L28 226L27 225ZM102 228L104 229V231ZM175 228L177 230H180L179 227H175ZM105 233L106 234L108 233V235L106 236ZM177 233L178 232H176L174 235L179 238L180 234L179 233L177 234ZM20 234H22V235L20 236ZM88 235L90 236V238ZM86 237H88V238H86ZM106 237H107V239H106ZM85 239H87V240L85 241ZM96 240H98V241L94 242ZM82 241H83V245H82ZM85 242H87V243H85ZM106 242H107V244H106ZM112 242L114 245H112ZM57 243H59V245H61L60 244L61 240L59 239ZM115 245L117 247H115ZM119 247H121V249ZM98 248H100V249H98ZM117 248H118V250H117ZM14 249H16V247H14ZM20 249H19V251H20ZM61 249H60V252H61ZM66 251H67V254L70 253V250H66ZM5 254H6V252H5ZM184 254L187 255L186 257H188V258L182 257ZM180 255H181V257H180ZM6 256H7V254H6ZM8 258L9 257L7 256V259ZM100 258H101V260H100ZM102 258H103V262H101ZM154 258H155V260H154ZM177 258L179 259V261ZM90 260L91 261L93 260V262L95 261L96 263H93ZM133 261H135V262L133 263ZM137 261H139V262H137ZM12 262H11V264H15L14 262L13 263Z\"/></svg>","mask_w":264,"mask_h":264}]
</instances>
